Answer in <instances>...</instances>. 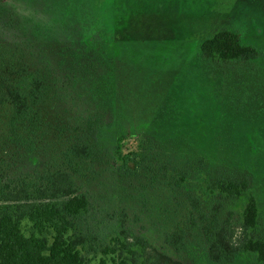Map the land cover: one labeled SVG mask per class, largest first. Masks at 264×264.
I'll return each instance as SVG.
<instances>
[{
  "label": "rangeland",
  "instance_id": "1",
  "mask_svg": "<svg viewBox=\"0 0 264 264\" xmlns=\"http://www.w3.org/2000/svg\"><path fill=\"white\" fill-rule=\"evenodd\" d=\"M224 29L258 58L203 57ZM24 69L41 100L16 127L0 109V180L71 174L90 200L77 222L86 264L129 234L182 264H264L214 261L201 219L239 230L246 198L217 187L247 178L264 238V0H0V82L28 90Z\"/></svg>",
  "mask_w": 264,
  "mask_h": 264
},
{
  "label": "trees",
  "instance_id": "2",
  "mask_svg": "<svg viewBox=\"0 0 264 264\" xmlns=\"http://www.w3.org/2000/svg\"><path fill=\"white\" fill-rule=\"evenodd\" d=\"M201 54L222 62L256 60L259 56L255 47L244 45L237 33L225 29L202 43ZM20 78H26L32 87L23 91L15 84L6 86L0 82V109L8 104L12 107L14 127L28 124L31 107L39 104L43 86L37 74L29 70L24 69ZM124 140L120 138L117 154L129 170L137 163L133 158L136 154L123 152ZM217 190L228 198L245 197L246 205L239 230L222 225L217 212L202 213L210 257L214 261L233 262L247 253L255 254L264 263V238L253 235L259 227V202L250 181L224 180ZM193 203L197 210L201 207L198 199ZM89 206L88 196L80 192L68 173L0 180V264H86L83 251L88 239L77 232V222L86 215ZM26 221L33 227L30 236L23 232ZM173 238L179 246L181 237ZM112 242L113 246L102 250L105 257L99 264H182L157 251L142 237L119 235ZM106 257H110V262Z\"/></svg>",
  "mask_w": 264,
  "mask_h": 264
}]
</instances>
